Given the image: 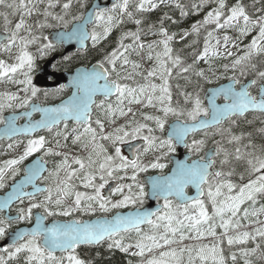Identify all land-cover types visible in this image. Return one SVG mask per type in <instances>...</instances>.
Instances as JSON below:
<instances>
[{
  "label": "snow or ice",
  "instance_id": "obj_1",
  "mask_svg": "<svg viewBox=\"0 0 264 264\" xmlns=\"http://www.w3.org/2000/svg\"><path fill=\"white\" fill-rule=\"evenodd\" d=\"M212 3L216 6L191 30L179 33V41L186 42L206 30L203 50L193 53L191 63L171 46L178 35L165 27L166 21L176 23L171 16L165 13L158 25L145 27L142 14L161 5H171L185 17ZM257 3L264 0H253L256 10L249 12L242 0L231 6L226 0H113L103 5L89 0H0L5 9L0 11V54L8 57L0 58V82L16 86L0 93V131L11 141L6 149L18 153L0 161V190H6L0 196V264H93L78 249L105 243L109 251L139 257L138 264H226L225 239L229 246L255 245L240 249L244 264H253L251 257L258 252L264 259V220L259 219L264 205L257 208L264 198V143L257 145L251 132L240 129L246 113L264 114V7L256 8ZM10 17H18L14 25ZM31 17L35 19L29 24ZM209 25H214L211 31ZM45 29L57 30L54 39L52 33L44 35ZM229 30L238 33L235 40ZM217 31L224 32L223 43L216 38L213 45ZM113 33L117 35L110 51L98 47ZM249 35L242 55L227 51L230 42L236 48V41ZM73 41L82 48L90 41L100 59L77 70L66 100L52 107L34 103L39 91L31 75L36 59L55 51L57 43ZM220 48L225 49L223 58H231L222 65L231 75L217 76L209 63L210 56L221 55ZM200 61L208 68L199 67ZM214 79L228 83L206 90L201 81L212 84ZM63 90L64 85L57 89ZM218 97L223 103L216 102ZM5 110L12 114L5 117ZM34 112L41 113L39 120L31 119ZM23 118L27 122L18 125ZM40 130L47 135L33 136ZM259 132L264 135V128ZM190 133L203 135L188 143ZM17 134L28 137L26 142L17 140ZM138 140L143 143H132ZM209 141L212 147L205 151ZM177 144L198 159L177 162L168 175L138 178L149 169L162 172L166 164L161 160ZM121 145H128L131 158ZM149 153L158 154L145 163ZM146 185L152 198L163 200L155 211L143 207L149 195ZM189 186L195 195H187ZM129 206L127 212L117 211ZM97 211L104 215L82 218ZM248 225L256 227L241 231ZM209 237L210 244L185 243ZM230 259L235 264L236 253Z\"/></svg>",
  "mask_w": 264,
  "mask_h": 264
},
{
  "label": "trees",
  "instance_id": "obj_2",
  "mask_svg": "<svg viewBox=\"0 0 264 264\" xmlns=\"http://www.w3.org/2000/svg\"><path fill=\"white\" fill-rule=\"evenodd\" d=\"M182 2L185 4H188L190 2H199V0H182ZM226 2L228 3L229 6H231L232 4L235 3V0H226ZM242 2L246 6H248L249 12H255L256 9L251 7V5L253 4V0H242ZM89 3H91L90 0H89ZM215 6H216L215 3H212L208 6H206V8L204 10H202L197 15L189 14L188 16L181 17L178 9H175L171 5H161L158 9L151 11V12L143 13L142 15H143V18L146 20L145 27L147 26V24H152V23L158 25L160 17L164 16L165 13H167L169 16H171L172 19L176 21V23L173 24L171 21H166L165 27L168 29L169 34H172V33L178 34L176 36L175 40L172 42L171 46L174 49L182 50L180 54L184 58H186L189 63H191L193 53L194 52L198 53V52L203 50L204 38L206 36V30L201 29L199 36L192 35V36L187 38L186 42L185 41H179V33H181L184 30H191L192 24L195 23L196 21L202 20L203 15L206 13L208 8L209 7H215ZM260 7H264V3H257L256 4V8H260ZM57 10H59V8H57ZM0 11H5V9L0 8ZM129 27H131V26H129ZM213 27H214V25L207 26V31H211L213 29ZM2 29H3V24L0 22V30H2ZM116 35H117V33H113V35L110 37L109 41L102 42V45L98 46V47H100V48L107 47L108 50L110 51L111 46H114L113 41L115 40ZM223 35H224L223 31L215 32L214 37L211 39L210 43L214 45L216 38L221 39V42L223 43V40H222ZM228 35L233 37V40H235L236 37L238 36V33L234 30H229ZM251 35H255V32H253ZM251 35L246 36V37H240V39L238 41H236L238 44V47H236V48H233L231 46V42H230L227 51H232L234 55H242L244 46L247 45L251 40ZM147 39L148 40H155V39H160V37L149 36V37H147ZM176 41H179V43H177ZM193 41L197 42L193 47H186V44H192ZM158 50H162V46H161V49H158ZM30 51L32 52V50H30ZM218 51L221 53V55L216 56V57L210 56L209 63H211L213 66V69L216 70L217 76L231 75L230 72L224 73V70L222 68V65L225 63H229L231 58H228V59L223 58L224 53H225V49L220 48ZM70 57H73V59L71 61H68L67 65L72 66V65H77L78 63L86 62V61H90V60L97 61L98 59H100V51L92 49V47L90 46L89 49L87 50V52L83 53L82 56H81V54L77 53V54H74ZM82 57H83V59H82ZM148 66L149 65H147V64L145 65V67H148ZM199 67L207 69L208 64L204 63L203 61H200ZM192 79L195 80L196 78L192 77ZM225 81H227V80L226 79H220V80L214 79V82L212 84H207V83H204L203 81H201V83L203 84V87L207 90L209 87L216 86V85H218L222 82H225ZM157 83H159V81ZM175 83H176V81H173V89H174ZM180 83L183 84L184 82L181 80ZM203 95H204V93L201 92L202 97H203ZM173 96H174V100H175V98H176L175 89L173 91ZM147 111L151 112L152 110L147 109ZM137 118H139V115ZM121 122H123V120ZM261 128H264V115H262V114L252 113V114H248L245 117L240 118V129H242L246 134L251 132L253 134V142L256 143L257 145L264 143V135H262L259 132V129H261ZM202 135H203V133L199 136H196V138L199 139V138H201ZM216 139H219V137H216ZM210 147H212L211 141H209V143L205 149L210 148ZM237 181H238V177L234 178V182H237ZM261 205H264V198H259V203L257 204V208H259ZM247 206L248 205H243L242 208L247 207ZM100 214L104 215V213H101V212L96 213V215H100ZM259 219L264 220V215H260ZM244 223H247V222H244ZM254 227H256V225H248L247 228L241 229V231H244V230L252 231V229ZM217 231L219 232L221 230L217 229ZM230 234H232V233H230ZM133 239H134V234H133ZM212 239L213 238L209 237V238H207L203 241H200V242L212 241ZM254 246L255 245L252 244L251 242H249L246 245L236 244V245L229 246L227 244L226 239H225V241L222 245V248L224 250V255L226 257V264H233V261L230 259L232 253H236V255H237V259L235 261V264H244L245 258L240 255V249L245 248V247H254ZM78 252L80 253L81 258L90 260L93 262V264H129V261H131L132 264H138V261L140 260L139 257L130 256L128 254L120 252L119 250L113 249V250L109 251L107 249L106 243L104 245H101V246H91V247L82 246L80 249H78ZM251 259L253 261V264H264V259L260 258L259 252L256 254V256L251 257Z\"/></svg>",
  "mask_w": 264,
  "mask_h": 264
},
{
  "label": "flooded vegetation",
  "instance_id": "obj_3",
  "mask_svg": "<svg viewBox=\"0 0 264 264\" xmlns=\"http://www.w3.org/2000/svg\"><path fill=\"white\" fill-rule=\"evenodd\" d=\"M56 11H59V10L56 9ZM34 19H35V17L28 18V23H29V24L33 23ZM17 20H18V19H17ZM0 22L3 24V20H2V19H0ZM2 30H3V29H2ZM2 30H0V31H2ZM50 30H52V29H45V30H44V35H48V32H49ZM31 47H32V48H35V46H31ZM62 52H63V48H62V46H57V51H56L55 53L51 52V53H49V54H51V55H53V54H59V55L61 56V53H62ZM60 56H59V57H60ZM58 59H59V58H58ZM82 59H83V57H82ZM68 61H69V60H65V59H64L63 61H60L59 63H57V65H56L55 67L53 66V70H54V72H56V73H62V72H71V71H73V69H74L75 67H77V66H75V67H69V66L66 64V62H68ZM38 64H39V65H38ZM38 64H37V66H36V68H35V71H38V69H39V68L41 67V65H42L40 62H39ZM80 64H82V62H81ZM87 64L90 65V64H92V62H91V63H87ZM88 65H86V66H88ZM37 67H38V68H37ZM34 73H35V72H34ZM34 73H33V74H34ZM32 80H33V78H32ZM55 81H56V79H55L53 76H50V77L47 79V84H49L48 88H42V87H40V86H37V85L33 82V86L36 87V88L39 90V91H38L37 98H35L33 102L36 103V104H39V105H41V106H49V105H52V104H57V103H59L60 101L64 100L68 95L71 94L72 89L69 88V87H66L65 84H59L58 86H53V83H54ZM61 85H64V90H63L62 92H59V91H57V89H59ZM15 88H16V86H14V87H9V91H15ZM45 92L48 93L47 96L44 95ZM98 100H99V98H98ZM16 111H17L18 113H22V112L25 111V110H24V109H17ZM11 114H12V111H11V110H5L4 113H3V115H4L5 117H6V116H9V115H11ZM40 117H41V114H40V113H38V112H34L33 115H32V117H31V119H32L33 121H36V120H39ZM27 119H28V118H23V119H21V120H18V121H17V124H18V125H23V124H25V123L27 122ZM118 123H122V122H118ZM3 126H4V125H0V129H1ZM61 127H62V125H61ZM69 127H72V124H71V123L69 124ZM35 135H47V133H46L45 131H43V130H40L38 133H34V134H33V136H35ZM15 138H16L17 140H24V141L26 142V140H27L28 137H26L25 135H16ZM191 140H192V135L189 136V137L187 138V142L190 143ZM9 142H11V141H10L8 138L4 137V136H3L2 138H0V161H2V160H4V159L12 158V157H14V156H16V155L18 154L15 150H13V151H8V150L6 149V145H7ZM69 144H70V142H69ZM70 146H71V145H70ZM121 147H122V152H123V154L128 156V154L124 151V147H123V145H121ZM165 151H166V149H165ZM157 154H158V153L153 154L151 158H153V156H154V155H157ZM179 154H188V155H189V158H188V161H189V162H191V161H192V157L195 156V155H192V153L189 152L188 149H187L186 147H184L183 149L180 150V147L177 145V146H176V150H175L174 152L169 153V155H168L167 158L161 160V163L166 164V168H165L162 172H161V170H152V169H149V171H150V172H153V173H148V174H154V173L159 174V175H165V174H167V173L169 172L170 168L172 167V158L175 157V156H178ZM38 155H40V153L34 154L32 157H29L28 160L25 161V164H29V163H31L32 160L35 159L36 156H38ZM150 156H151V155H150ZM51 167H52V160H51V158H49L48 168L51 169ZM143 174H144V175H147V173H143ZM45 175H47V173H45ZM141 175H142V174H141ZM17 179H19V177H17ZM10 183H11V181H9V184H10ZM8 190H9V189H8ZM29 190H31V189H29ZM80 190H84V189H80ZM5 191H6V190H0V196L4 195V192H5ZM146 191H147V187H146ZM108 193H109V192H108ZM108 193H106V192L104 191V194H105V195H108ZM186 193H187L188 195L192 194V188H191V187L187 188V189H186ZM174 202H175V201H174ZM26 203H27V202H26ZM157 203H158L159 205H162V204H163V200L161 199L160 201H157ZM146 204H147V197L145 198V204H144V205H146ZM144 205H143V206H144ZM35 211H36V210H34V213H35ZM98 212H99V211H97V213H98ZM95 216H96V214H95ZM92 217H94V216H92ZM92 217L84 216V217H82V218H83V219H86V218H92ZM54 219H57V220H65V219H69V218H65V217H56V218H54ZM24 226H25V225H21V227H24ZM13 227H15V225H13Z\"/></svg>",
  "mask_w": 264,
  "mask_h": 264
},
{
  "label": "water",
  "instance_id": "obj_4",
  "mask_svg": "<svg viewBox=\"0 0 264 264\" xmlns=\"http://www.w3.org/2000/svg\"><path fill=\"white\" fill-rule=\"evenodd\" d=\"M93 2H98V3H100L101 5H103L104 3H102L101 2V0H94ZM92 2V3H93ZM111 2H113V0H109V1H107L106 3H111ZM57 31V30H56ZM56 31H53L52 32V36H50V39H54V36H55V32ZM2 33L3 32H0V39H2L3 38V36H2ZM87 43H88V41L87 42H85V44H84V46H83V48L81 47V45L80 44H78L77 42H75V41H73V42H71V43H65V44H63L62 46H63V48H64V53H68V52H71V51H73V50H75V49H85L86 48V46H87ZM57 45H61V44H59V43H57ZM55 59V57H53L52 59H50L49 61H47L45 64H44V66L34 75V79H33V81H34V83L37 85V86H40V87H42V88H48V86H49V84H47V79L50 77V76H53L55 79H56V81L53 83V86H58L59 84H66V85H68L69 87H71L72 88V86H71V80H72V77L75 75V73L77 72V70L78 69H81V68H85V67H78V68H75L74 69V71L72 72V73H69V74H67V73H63V74H54V73H51L50 72V69H51V64H52V62H53V60ZM228 82H226V83H224V84H227ZM222 85V84H221ZM218 87V86H217ZM214 88V87H213ZM73 89V88H72ZM210 89H212V88H210ZM74 90V89H73ZM209 90V89H208ZM68 98V97H67ZM67 98H65L64 100H66ZM220 98H222V97H218L217 98V103L218 104H220L219 102H218V100L220 99ZM60 103V102H59ZM59 103H57V104H55V105H58ZM55 105H49V106H44V107H52V106H55ZM252 112H259V111H252ZM39 113V112H38ZM41 114V113H40ZM7 117V116H6ZM4 127V126H3ZM3 127L0 129V130H2L3 129ZM190 134H194V133H190ZM189 134V135H190ZM17 135H19V134H17ZM188 135V136H189ZM3 137V134H2V131H0V138H2ZM138 144V143H137ZM178 146H180V148L182 149V147L184 146L183 144H177ZM126 149L128 148L129 149V147L128 146H126L125 147ZM132 156V155H131ZM187 158H188V156L187 155H183V154H180L179 156H177V157H175V158H173L172 159V161H173V165H172V168H171V170L172 169H174L175 168V166H176V164H177V162H181V161H183V162H187ZM196 160V159H195ZM168 174H170V172L168 173ZM167 174V175H168ZM155 176H157V175H155ZM152 177H154V176H152ZM150 177H148V178H143L142 179V181H147L148 179H149ZM189 187H191V186H189ZM192 190H193V193H192V195L191 196H193V195H195V189L192 187ZM107 191H109V189L107 188V190H106V192ZM148 193H149V200H150V204L145 208V209H148V210H151V211H155L156 210V206L154 205V201H155V199L154 198H152V196H151V191H150V186H149V190H148ZM3 196V195H2ZM127 212V211H126Z\"/></svg>",
  "mask_w": 264,
  "mask_h": 264
},
{
  "label": "rangeland",
  "instance_id": "obj_5",
  "mask_svg": "<svg viewBox=\"0 0 264 264\" xmlns=\"http://www.w3.org/2000/svg\"><path fill=\"white\" fill-rule=\"evenodd\" d=\"M1 32V31H0ZM29 51H30V48H29ZM47 56V55H46ZM0 58L2 59H8L7 55L6 54H0ZM44 59V58H43ZM43 59L41 58H37L36 61H35V68L37 66V64L42 61ZM43 63V62H42ZM39 65V64H38ZM35 68L33 70V72L31 73L32 75V78L34 76V74L37 72L35 71ZM38 68V67H37ZM39 70V69H38ZM35 72V73H34ZM34 73V74H33ZM17 78H23L22 76H19ZM15 85H12V84H9L7 83L6 81L5 82H0V93H3L5 91H9V87H14ZM147 157H145L144 159H146ZM212 241H205V242H200V241H186L185 243H205V244H210ZM197 264H199V262H197Z\"/></svg>",
  "mask_w": 264,
  "mask_h": 264
}]
</instances>
